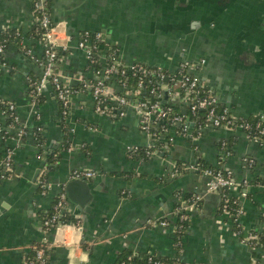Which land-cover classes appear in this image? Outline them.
<instances>
[{
  "label": "crops",
  "instance_id": "crops-1",
  "mask_svg": "<svg viewBox=\"0 0 264 264\" xmlns=\"http://www.w3.org/2000/svg\"><path fill=\"white\" fill-rule=\"evenodd\" d=\"M213 1L47 0L50 18L69 47L55 73L77 90L70 96L65 132L49 86L41 103L32 105L28 97L27 77L42 71L31 58L42 56L41 44L28 36L34 24L32 0H0V35L13 29L23 37L20 45L10 43L0 55V104H15L25 131L12 158L13 174L0 176V264H23L43 239L50 243L47 264H116L124 252L184 264H263L260 250L243 244L231 217L220 213L219 194L206 191L207 180L198 170L170 173L176 162L195 166L197 159L230 171L237 187L229 196L239 200L243 211L241 233L255 234L262 225L264 187L250 182L264 179V142L248 139L234 126L207 127L198 134L190 124L189 136L181 137L175 124L161 135V148L153 156L129 159V148L149 145L136 114H96L90 93L78 90L92 79L85 54L76 46L80 34L89 31L100 35L102 49L116 47L117 61L124 65L141 63L174 73L182 61L205 60L200 80L231 117L264 116V0H232L220 10ZM110 85L117 92L116 83ZM180 113L188 117L183 105ZM6 124L0 108V126ZM35 132L44 138L43 158ZM65 139L69 148L63 151ZM9 145L14 144L0 139V160ZM49 155H60L51 169L45 161ZM246 158L254 161L253 168L244 166ZM73 171L94 172L93 200L79 211L67 203L76 224L68 222L47 234L41 215ZM42 179L47 182L44 193L38 184ZM243 181L248 185L239 187ZM193 196L200 198L198 210L188 204ZM179 206L188 218L181 252L172 228ZM163 218L168 226L155 223Z\"/></svg>",
  "mask_w": 264,
  "mask_h": 264
},
{
  "label": "built area",
  "instance_id": "built-area-1",
  "mask_svg": "<svg viewBox=\"0 0 264 264\" xmlns=\"http://www.w3.org/2000/svg\"><path fill=\"white\" fill-rule=\"evenodd\" d=\"M33 11L38 14V17L33 18L34 23L39 22L40 26L46 31L44 33L42 42V56L39 59L33 58L35 62L41 67V74L38 80H34L31 77H27L28 97L32 105L38 104V98L43 94L44 89L49 86L52 92L55 94L61 109V118L67 119L69 116V104L70 96L73 90L65 86L55 73L56 64L58 62V51L68 53V45L64 38L59 26L52 22L50 15L44 12L43 0H33ZM100 39L98 33L84 31L80 34L79 40L76 44L77 48L82 50L85 54L87 61V70H89L92 79L83 81L81 91L89 92L94 101V112L99 115L118 116L124 118L127 112L132 110L136 114L139 122V131L143 133L149 145L145 146V156H153L158 149L149 150L154 146L157 138V134L152 132V128L156 129L163 134L168 126L178 125L176 134L181 137H188L190 132V124H193L195 131L200 132L207 128H220L223 126H234L240 130L248 139L255 140L259 143L264 142V128H260L257 124H253L245 121L244 118H231L227 109H223L222 112H218L215 109L217 105V97L213 90L203 84L200 80L198 72L205 64V60H199L195 63H189L182 61L174 73H162L159 69H149L138 64L124 65L119 63L117 59L109 67H102L100 69L94 68L100 61H105L104 53L100 51V46L96 44ZM25 50V49H24ZM4 52V46L0 44V55ZM25 54L30 55V52L25 50ZM125 69L131 70L133 75H137V82L134 87L126 88L125 82L113 80L109 83L108 79L119 70L120 75L125 74ZM166 79V82H165ZM108 82V83H107ZM116 83L117 92L111 87V83ZM147 83L149 88L148 94L154 96V100H150L147 97H142L144 92V83ZM164 96L170 103H177L183 105L188 117L175 112L172 107L165 106L161 102ZM150 100V101H149ZM4 108L1 109L3 114L9 118L10 124L0 126V139L3 141H11L14 145L7 146L3 154V158L0 160V176L1 178L10 177L13 173L12 158L16 148L23 142L25 131L18 123V116L16 114V106L12 102L1 103ZM203 110V120L194 121L192 118L196 117L197 111ZM239 119V120H238ZM167 122V125L165 124ZM13 130V132H10ZM196 135V134H195ZM173 139V136L169 138V142ZM223 148L227 147L226 143H222ZM161 148V145L160 147ZM138 146H134L127 150L136 151ZM162 151V149L160 150ZM243 164L246 168H250L254 165V161L251 159H244ZM180 168L184 170H198L199 165L195 163V166H188V164H182L180 167L173 166L170 175L173 177L179 174ZM202 176L207 180L206 191L218 193L220 199L224 200V204L220 208V213L231 217V227L237 230V234L240 236L243 244H246L251 250H260V247L264 244H258L260 236H264V213L261 214V230L255 234L242 235L239 218L243 214L242 207L239 200L235 197L229 196V191L235 189L236 182L230 171L221 170L219 168L204 169L202 170ZM94 177V172L89 171H73L68 178V181L81 180ZM66 182V183H67ZM65 183V184H66ZM39 188L41 192H46L47 182L42 179L39 181ZM65 184L61 185L59 191L54 199L53 212L51 216L45 217L42 223L43 231L49 233L50 231H58L59 227L63 225L59 220L62 217L69 215L67 206L64 205L65 199ZM248 185V182L243 181L241 186ZM263 186L264 185H260ZM230 200H232L230 202ZM231 204L238 205L237 207L230 206ZM188 204L191 208L198 210L200 206V198L193 196L188 199ZM187 219L185 213L180 214L179 222ZM156 224L160 226H168L167 220L156 221ZM56 224V227L52 230V227ZM66 224V223H64ZM76 224V223H75ZM73 224V225H75ZM182 229V225L180 226ZM174 230V224L172 226ZM185 232V231H184ZM183 232V233H184ZM181 234V238L183 237ZM181 238L175 243L176 247L181 248ZM45 239L41 243H46ZM181 252V249L179 250ZM45 249L43 246L39 247L35 251L34 259H30L25 264H45L44 262ZM124 264V263H120ZM148 264H160L148 259Z\"/></svg>",
  "mask_w": 264,
  "mask_h": 264
},
{
  "label": "trees",
  "instance_id": "trees-1",
  "mask_svg": "<svg viewBox=\"0 0 264 264\" xmlns=\"http://www.w3.org/2000/svg\"><path fill=\"white\" fill-rule=\"evenodd\" d=\"M32 2H33V0H32ZM43 6H44V12L46 14H49L47 0H43ZM32 14H33V18L38 17V14L33 11V6H32ZM45 31L46 30L40 26V23L36 22L30 27L28 36L31 37L32 39H34L35 41L39 42L42 45ZM22 38H23L22 37V33L20 31L13 30V29H6L0 35V44H2L4 46V50H5L7 45H9L10 43H16L17 46L20 45V43L22 41ZM96 44L101 46L100 42H96ZM102 48L100 47V51L104 52V56H105L106 60L105 61H100L94 67L96 69H100L102 67H106L107 68V67L111 66L113 64V62L117 59V54H116L117 49H116V47H111V48L106 47L104 49H102ZM63 54L65 55V53H63L61 51H58V59H59L58 62L60 61V58L63 57L62 56ZM135 64L141 65L143 67L145 66V67H147L149 69H152V70L153 69H159L157 67H155V68L154 67H149V66H146V65L141 64V63H135ZM160 71L162 73H164V74H168L163 69H161ZM137 75L140 76L138 74V72H137ZM137 75H133V72L131 70H128V69H125V74L124 75H120L119 70H118V71L114 72V74L110 77V79H108V81H109V83L111 81H113V80L120 81V82H125V87L126 88H130V87H134L135 86V84L137 82ZM39 77L40 76L35 77V76L32 75L31 78L34 79V80H38ZM144 86H145L144 89H143L144 92L141 94V96L142 97L145 96V97L149 98L150 100H154V96H151L150 94H148V91H149L150 87L148 86V84L146 82L144 83ZM79 89H81V88L79 87L78 90ZM72 90H75V89H72ZM75 91H77V90H75ZM54 97H55V99H56V101L58 103L59 116L61 118L60 104H59L55 94H54ZM42 101H43V94H41L39 96L38 104L41 103ZM162 101L163 100H161V102ZM163 105L170 106V107H172V109L175 112L180 113V105L177 104V103H170L168 101H165V103ZM0 108L3 109L4 107L2 105H0ZM215 109L218 112H222L223 109H227L228 110V108H225V107L221 106V104H219V103H217V105H215ZM204 113L205 112L203 110H199V111H197L196 117H193L192 119L194 121H198V120L202 121ZM228 114L230 116L229 110H228ZM244 119H245V121H248L249 123L253 124L254 126H256L258 124L260 128H264V116L251 115V116L246 117ZM64 122H65V119L61 118L60 126L62 127L63 131L68 132V129H67L68 127L64 124ZM7 123H9V124L11 123L9 118L7 119ZM165 124L167 125V122H165ZM152 130H153L152 132H155L157 134V138H156V142H155L154 146L151 147V148H148L149 150L158 149V147H160V144H162L161 143L162 140L160 139L162 134H160V132L156 129V127H153ZM35 142H36L37 147L39 149V157L43 158L44 157V153H43V148L42 147H43V143H44V138L39 132H35ZM68 148H69V145H68L67 140L65 139V141L63 142V145H62V150L66 151ZM144 152H145V147H138V150H136V151H129L127 153V156H128L129 159L142 158L143 160L144 159L146 160L149 157H146L144 155L145 154ZM59 158H60V155L58 157H56L55 159H53V157L51 155L47 156L45 161H46V164L48 166V169H51L52 168V164H54V162H56V161H59L58 160ZM182 164H186V162H184V161L176 162V166H178V167H180ZM196 164L199 165V172H200L201 175H202V170H204V169H214V167L212 165L208 164L207 162H205V161H203L201 159H199V160L197 159ZM49 167H51V168H49ZM253 167L254 166H251L250 168H253ZM184 171H186V170H184ZM184 171H183L182 168H180L179 173H182ZM250 184H253V186L264 185V179H260L259 178V179L255 180V181H253V183L250 182ZM245 196L248 197L249 194L246 193ZM186 198H187V196H186ZM189 198H191V197H189ZM220 200H221V202H220V206H219V211H220V208L222 207V205L224 204V200L223 199H220ZM231 201L232 200H230V202ZM54 203H55V201H53V203L51 205V208L46 210L43 214L41 213L42 215L40 214L41 215V227H42V229H43V226H42L43 220H44L45 217L51 216V214L53 212V208L52 207H53ZM64 205L67 206L66 196H65V199H64ZM230 206L237 207L238 205H234V204L230 203ZM181 209L182 208L180 206L177 207L176 208V212L172 216L174 218V220H175V222H174V230H173V236H174L175 243L179 241V239L181 238V234L187 229V226H188L187 219L183 220L181 223L179 222L180 214H184L183 209L182 210ZM186 218H187V216H186ZM162 220H167V219L163 218ZM158 221H160V220H158ZM59 222L63 223V224L64 223H68V222H71L73 224L76 223V221L73 220L72 216H70V215H67L65 217L60 218ZM181 225H182V229L180 227ZM55 227H56V224L52 227V230ZM234 229L235 230H239V228H235V227H234ZM51 232L52 231H50L49 233H51ZM258 242H259L258 244H260V245L264 244V236H260L259 239H258ZM41 246H43L44 249H45L44 262H45V264H47L46 255H47V252L50 250V243H48V242H46L45 244L44 243H35L33 245V248L31 249V251L25 257L23 264H25V262L27 263L30 259H34V255H35L36 249H38ZM180 249H181L180 247H178V246L176 247L177 251H179ZM260 255H261V259H262L263 264H264V247L263 246L260 247ZM149 258H151L153 261L159 262L160 264H184V263L180 262L178 259H168V258H165V257H157V256H154V255H147L144 258V260H143V259H139V257H135L133 254L126 253V252H124V253H122L120 255V257L118 259V262L116 264H120V263H124V264H148V259Z\"/></svg>",
  "mask_w": 264,
  "mask_h": 264
},
{
  "label": "water",
  "instance_id": "water-1",
  "mask_svg": "<svg viewBox=\"0 0 264 264\" xmlns=\"http://www.w3.org/2000/svg\"><path fill=\"white\" fill-rule=\"evenodd\" d=\"M166 82V79H165ZM166 96L163 98V104L165 103ZM193 172L194 170H190ZM40 171L36 172L37 176ZM196 173H199L196 171ZM36 176V177H37ZM92 179L86 178L81 180H72L65 184L66 202L75 206L77 211L81 210L93 200L91 194ZM78 214V213H76Z\"/></svg>",
  "mask_w": 264,
  "mask_h": 264
},
{
  "label": "flooded vegetation",
  "instance_id": "flooded-vegetation-1",
  "mask_svg": "<svg viewBox=\"0 0 264 264\" xmlns=\"http://www.w3.org/2000/svg\"><path fill=\"white\" fill-rule=\"evenodd\" d=\"M210 1V0H208ZM232 0H214L213 1V6L214 9L216 10H220L221 8H223L225 5L229 4Z\"/></svg>",
  "mask_w": 264,
  "mask_h": 264
},
{
  "label": "rangeland",
  "instance_id": "rangeland-1",
  "mask_svg": "<svg viewBox=\"0 0 264 264\" xmlns=\"http://www.w3.org/2000/svg\"><path fill=\"white\" fill-rule=\"evenodd\" d=\"M168 51H171L170 48L168 49Z\"/></svg>",
  "mask_w": 264,
  "mask_h": 264
}]
</instances>
